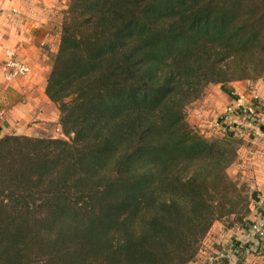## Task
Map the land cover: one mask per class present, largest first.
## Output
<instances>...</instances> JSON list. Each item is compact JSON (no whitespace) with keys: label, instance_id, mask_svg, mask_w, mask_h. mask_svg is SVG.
<instances>
[{"label":"trees","instance_id":"16d2710c","mask_svg":"<svg viewBox=\"0 0 264 264\" xmlns=\"http://www.w3.org/2000/svg\"><path fill=\"white\" fill-rule=\"evenodd\" d=\"M50 65L65 138L0 137V264H190L248 225L241 141L187 109L264 79V0H70Z\"/></svg>","mask_w":264,"mask_h":264},{"label":"crops","instance_id":"0c3cea01","mask_svg":"<svg viewBox=\"0 0 264 264\" xmlns=\"http://www.w3.org/2000/svg\"><path fill=\"white\" fill-rule=\"evenodd\" d=\"M69 3L70 0H0V60L4 61L7 53L12 52L30 69L25 77L7 80L0 66V113H4L0 137H41L53 129L59 130V110L48 98L46 89L51 57L58 51ZM209 88L200 112L193 115L199 123L201 119L212 122L214 128L207 125L211 126L207 129L213 130L211 133L231 128L232 135L241 141L238 160L229 174L250 181L254 193L248 220L251 224L258 222L264 213V105L255 98L264 97V79L256 83L236 82L228 91L221 86ZM230 106H240L238 111L243 110L242 114L225 116ZM251 109L249 118L246 112ZM223 228L226 238L213 239L220 258H228L230 264H264V246L252 239L247 227Z\"/></svg>","mask_w":264,"mask_h":264},{"label":"rangeland","instance_id":"374dc122","mask_svg":"<svg viewBox=\"0 0 264 264\" xmlns=\"http://www.w3.org/2000/svg\"><path fill=\"white\" fill-rule=\"evenodd\" d=\"M69 5H70V3H69ZM68 8H69V6H68ZM207 89H206L204 95L199 100H197L195 103H193L187 109V119H188V122L190 123V125L199 134H201L202 136H204V137H206L208 139H212L214 137H225V134H223V131H216V132L211 133L213 130H207V129H210L209 127H211V126H209L207 128V125H213V128H214V124H211L212 122L211 123L204 122L201 119V121L199 123V119L197 120L195 118L196 116L193 115V114H198L200 112L199 109H201V107H202V104H203L202 102L205 101L206 97L208 96L207 95V93H208ZM233 106H230V107H228L227 110H225V113H224L225 116L234 115L235 113L236 114H239L240 111H243V110L238 111V107H240V106H236L235 108H233ZM195 110L197 112H195ZM240 114H242V113H240ZM246 114L251 115V116L248 115L249 118L252 117V113L251 112H246ZM215 119L217 120L219 118H215ZM208 133H209V135H208ZM41 137H44V138H65L63 136L62 130L60 128H59V130H56V129L54 130L53 129L52 133H49V135H45V136H41ZM233 174H234V172H233ZM234 181H236L238 183L239 188H241V189H243V191H245L246 194H244V195H249L250 197L253 196L254 191H253V188L251 186L250 181H247V180H243L242 181V179L239 176L236 177V178H234ZM251 202H252V199H250V204H251ZM249 217H250V215L248 216V218ZM248 218H247V222H246V224H248V225H246V226L245 225H238V226L239 227H243V228L244 227L245 228L247 227V229H248L250 227V225H251V221L248 220ZM234 219H235V217H232L231 219H227V220L222 221V222H217L214 225L215 229H214V227L212 228L214 230L213 231L211 230L209 236L203 242L201 251L199 252V254H198L197 258H196V259L199 260L198 261V264H205V263H209L211 261H213V264H230V263H228V258H227V260H225L226 258H224V257H221L220 258V253L221 252H216L215 251V247H214V244H213V242H214L213 239L226 238L225 235H224L225 229L223 227H227L228 228V225H229L228 223H232V221ZM218 223H221L224 226H222L221 224H218ZM219 225H221V226H219Z\"/></svg>","mask_w":264,"mask_h":264},{"label":"built area","instance_id":"2783aa9c","mask_svg":"<svg viewBox=\"0 0 264 264\" xmlns=\"http://www.w3.org/2000/svg\"><path fill=\"white\" fill-rule=\"evenodd\" d=\"M7 55L8 56L4 61L0 60V66L3 69V72L7 80L21 78L28 75L30 69L26 64L17 60L15 54L12 52H8ZM256 100L258 101V104L260 103L261 105H264V97L263 98L256 97ZM252 110L253 109H251L250 112L253 113ZM3 117H4V113L1 112L0 121L3 119ZM222 131L223 134L226 135L228 132H231V128H224V130L222 129ZM248 229L250 230L249 233L252 239H264V214L260 221L252 223ZM190 264H198V261L195 260ZM205 264H213V261Z\"/></svg>","mask_w":264,"mask_h":264}]
</instances>
